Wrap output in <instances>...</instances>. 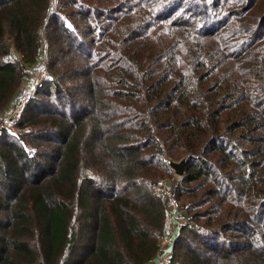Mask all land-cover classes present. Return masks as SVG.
Instances as JSON below:
<instances>
[{
    "label": "trees",
    "instance_id": "1",
    "mask_svg": "<svg viewBox=\"0 0 264 264\" xmlns=\"http://www.w3.org/2000/svg\"><path fill=\"white\" fill-rule=\"evenodd\" d=\"M23 87L0 264H161L169 196L170 264H264V0H0V116Z\"/></svg>",
    "mask_w": 264,
    "mask_h": 264
},
{
    "label": "built area",
    "instance_id": "2",
    "mask_svg": "<svg viewBox=\"0 0 264 264\" xmlns=\"http://www.w3.org/2000/svg\"><path fill=\"white\" fill-rule=\"evenodd\" d=\"M45 73H42L41 78H44ZM36 91H33L30 94H25L23 96L18 97V99L15 102V105L12 109V112L9 117L4 118L0 122V137L4 130L13 129L21 120L23 111L25 109L26 103L28 100L35 95ZM170 198V197H169ZM172 204L173 201H172ZM179 212L174 208L173 210H170V218L172 219V223L174 224L175 229L173 230L172 234L170 236H167L162 244V253H161V264H170L172 260V249L174 247L175 239L178 237L179 229L181 227V222L178 218ZM176 222V223H175ZM178 229V232L176 230Z\"/></svg>",
    "mask_w": 264,
    "mask_h": 264
},
{
    "label": "rangeland",
    "instance_id": "3",
    "mask_svg": "<svg viewBox=\"0 0 264 264\" xmlns=\"http://www.w3.org/2000/svg\"><path fill=\"white\" fill-rule=\"evenodd\" d=\"M28 90H29V88H25V89H24V87H23V91H22L21 95H22V94L30 93L32 89L30 90V92H29ZM24 92H25V93H24ZM19 96H20V95H19ZM16 100H17V99H16ZM14 103H15V102H14ZM14 105H15V104H14ZM13 107H14V106H13ZM13 107H12L10 110L6 111L3 115L0 116V122H1L4 118L10 116ZM17 126H18V124H17L13 129H9L10 131H12L11 133H14V134H15V133L18 132ZM168 186H170V185H168ZM169 197H170V198H169ZM169 197H168V214H167V215H168V223H169V231H168L169 235H168V236H170V235L172 234L173 230L175 229L174 224L172 223V219H171L170 216H169V214H170V210H173L174 208H176V210L179 212V214H178V218H179V215L181 214L180 212H182V211H181V208H180V206H179V204H178V202L176 201V199L173 198L172 196H169ZM172 201H173L174 204H172ZM179 220H180V219H179ZM152 264H155V263H152Z\"/></svg>",
    "mask_w": 264,
    "mask_h": 264
},
{
    "label": "water",
    "instance_id": "4",
    "mask_svg": "<svg viewBox=\"0 0 264 264\" xmlns=\"http://www.w3.org/2000/svg\"><path fill=\"white\" fill-rule=\"evenodd\" d=\"M187 160H188V157H185L178 162L168 158L167 162L170 165V167L175 171L176 176L183 177L184 168L186 166ZM168 185H170V183H168ZM183 215H186V212H183Z\"/></svg>",
    "mask_w": 264,
    "mask_h": 264
}]
</instances>
